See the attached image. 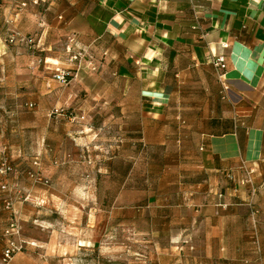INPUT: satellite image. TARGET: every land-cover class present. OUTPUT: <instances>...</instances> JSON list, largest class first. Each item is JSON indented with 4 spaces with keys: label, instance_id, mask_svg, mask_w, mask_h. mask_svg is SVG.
Returning a JSON list of instances; mask_svg holds the SVG:
<instances>
[{
    "label": "rangeland",
    "instance_id": "obj_1",
    "mask_svg": "<svg viewBox=\"0 0 264 264\" xmlns=\"http://www.w3.org/2000/svg\"><path fill=\"white\" fill-rule=\"evenodd\" d=\"M5 44L30 59L13 67L43 72L50 90L21 89L0 112V162L12 167L0 174V260L15 247L4 264H264V163L230 179L219 218L157 208L163 160L142 139L132 80L86 55L78 78L59 84L52 58L67 59V46Z\"/></svg>",
    "mask_w": 264,
    "mask_h": 264
},
{
    "label": "crops",
    "instance_id": "obj_2",
    "mask_svg": "<svg viewBox=\"0 0 264 264\" xmlns=\"http://www.w3.org/2000/svg\"><path fill=\"white\" fill-rule=\"evenodd\" d=\"M9 30L14 48H78L132 80L142 139L163 160L155 207L219 218L230 179L264 163V0H0V112L21 89L50 90L13 67L30 59L8 55Z\"/></svg>",
    "mask_w": 264,
    "mask_h": 264
},
{
    "label": "built area",
    "instance_id": "obj_3",
    "mask_svg": "<svg viewBox=\"0 0 264 264\" xmlns=\"http://www.w3.org/2000/svg\"><path fill=\"white\" fill-rule=\"evenodd\" d=\"M33 3H38L39 0H32ZM25 3H22L21 6H25ZM16 40V33L11 31L10 33L7 34L6 36V42L7 44H14ZM68 51L69 50V46H67ZM85 57V53L84 51H77L74 52L73 54H70L68 61L69 62H73L76 64V67L74 68L75 71H78L79 68L81 67L82 64V60ZM214 66L219 67V68H224L225 67V62H224V57L219 56L218 58H216V60L213 62ZM54 67V72L52 74V77L55 81L59 82V83H67L68 81V75L70 74L68 71L64 70L63 68L59 67L58 64H53ZM222 75H219V78H222ZM31 106V104H29ZM36 164V162H34ZM12 170L11 165L9 164V162L7 161L6 158H3L0 162V174H5L9 171ZM29 175L31 177H35V179L37 180H41V178H39V176H37L36 174L33 173H29ZM2 189H5L6 186L4 184L1 185ZM7 205H9V202H6ZM15 251V247L13 246V244L11 243L10 245H8L7 247H5L1 253V260H0V264H4L5 262H7L8 260H10V258L12 257L13 253Z\"/></svg>",
    "mask_w": 264,
    "mask_h": 264
}]
</instances>
